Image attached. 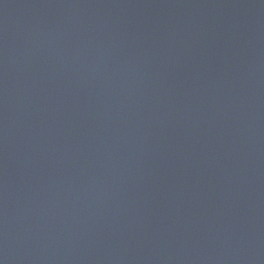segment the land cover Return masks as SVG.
Wrapping results in <instances>:
<instances>
[{"label": "water", "instance_id": "1", "mask_svg": "<svg viewBox=\"0 0 264 264\" xmlns=\"http://www.w3.org/2000/svg\"><path fill=\"white\" fill-rule=\"evenodd\" d=\"M0 264H264V0H0Z\"/></svg>", "mask_w": 264, "mask_h": 264}]
</instances>
